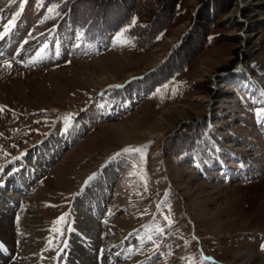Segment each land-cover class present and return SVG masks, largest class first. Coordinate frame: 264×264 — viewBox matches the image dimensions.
I'll return each instance as SVG.
<instances>
[{
	"label": "rangeland",
	"instance_id": "obj_1",
	"mask_svg": "<svg viewBox=\"0 0 264 264\" xmlns=\"http://www.w3.org/2000/svg\"><path fill=\"white\" fill-rule=\"evenodd\" d=\"M169 1H152L165 7L159 21ZM207 1L180 0L143 47L127 34L143 22L135 10L119 31L91 39L69 21L77 0H0V40L24 54L0 56V207L33 258L19 264H81L75 237L89 242L92 264H110L104 252L112 264H233L247 247L264 257V90L235 80L241 70L260 76L264 0H232L206 24V40L198 31L182 45ZM120 4L108 5L112 16ZM4 244L0 257L11 258Z\"/></svg>",
	"mask_w": 264,
	"mask_h": 264
},
{
	"label": "trees",
	"instance_id": "obj_2",
	"mask_svg": "<svg viewBox=\"0 0 264 264\" xmlns=\"http://www.w3.org/2000/svg\"><path fill=\"white\" fill-rule=\"evenodd\" d=\"M116 1H121L122 4L120 5L123 7L118 17H115L114 15L112 16V13H109L112 11L109 8L110 4H112V2L114 4ZM131 1V4L126 5V0H103L102 2H98L97 0H89L87 2L83 0H77L76 8L78 10L73 6L70 7L73 9V11L72 13H68L69 21L72 22V24L76 27L85 28L87 33L93 34V36L90 35L89 37L91 39H95L106 37L110 33L119 31L121 28L127 25V23H129L134 15L133 11L135 10L136 12L142 13L144 15V19L143 22H138L131 25L127 29V34L135 39L137 45L148 47L156 42V39L164 32L166 27L176 17L178 14V4L180 0L169 1V10L166 15H164L162 21H159V18L165 9L164 6L157 8V6L152 3L153 0ZM154 2L159 4L161 0H154ZM79 4H81V6ZM204 4L202 5V11L198 10L197 19L191 32L184 36L182 45L188 40L190 33H195L198 31H201L200 36L202 35L203 40H206L204 29L206 24L211 22L213 17H215L218 12L223 13L227 11L232 5V0H209ZM173 73L174 72L169 70L165 73L166 76L164 78L158 81L155 78L152 83H150V88L160 84L161 82H164L166 78L171 77ZM187 142L188 141H181V144L184 145ZM188 149L190 150L191 148L189 147Z\"/></svg>",
	"mask_w": 264,
	"mask_h": 264
},
{
	"label": "bare ground",
	"instance_id": "obj_3",
	"mask_svg": "<svg viewBox=\"0 0 264 264\" xmlns=\"http://www.w3.org/2000/svg\"><path fill=\"white\" fill-rule=\"evenodd\" d=\"M251 2L258 3V2H260V0H251ZM245 5H248V1H245V0H239L238 1V7H242ZM0 33H2V32L0 31ZM251 36L252 35H250V37ZM11 43H13V42L12 41L7 42L6 40H0V56L2 58L7 59L8 57H19L21 55H24L19 47H17L14 44H11ZM24 57H26V56H24ZM255 64H256V67L258 68L259 72H260V76H254V74H252L248 70H241L237 73L236 76H238V78H236L235 80L243 78L244 80H246L247 82H250L251 84H256L257 89L264 90V59L258 60ZM232 80L234 81V77L232 78ZM101 82L103 83V85H104V83H110L111 87H117L120 89L124 86L122 82L115 83L114 78L110 77V76L108 78H105L103 76ZM161 120L163 123L166 122V120H164V119H161ZM112 129H113V131L118 132L122 129V127H121V129H118L117 126H112ZM157 136L158 137H164V135L161 133H159L157 135L156 134L152 135L151 137H157ZM214 145L217 147V149L222 148V144L218 143L217 141L216 142L214 141ZM31 166H34V165L31 164ZM41 170H43V169H41ZM78 177L81 179L80 181L82 183H84L87 180L86 176H83L81 174L78 175ZM112 179H113L112 177L102 179V181L99 185H102L103 187L107 188V185L111 184V182L113 181ZM105 191L108 192V188ZM4 210H5L4 207H0V240L4 241L5 244L2 247H5V249L8 248V250L10 251L8 253H10L11 258L9 257V254L6 253V255L2 254L3 256H1L0 259L6 260L9 258L8 260H10V259L12 260L13 254L18 252L19 255L16 258V260L14 261L15 263L19 264V263L26 262V259L32 260L33 258H32L31 252H27V253L23 254V251L21 250V249H23L22 247L29 244L28 241H26V239L20 234V231H18L17 227L19 228V226L17 224L14 225L13 222H10V221L6 222L3 220V215H5ZM6 215L5 216L8 217V214H6ZM18 221H19L20 227L26 225V223L24 222V220L21 217L18 218ZM30 224H32L33 227H35L34 224L37 225L36 222L34 224L33 223H30ZM88 224H89V228L86 230L90 233H93L94 228H96L94 225L93 226L91 225V224H93V220L89 219ZM25 231H27V230L26 229L23 230V235L26 234ZM74 243H76V245L73 249V253H72L74 255V257L80 259L81 264H92V263H94L92 261L86 260V258H88V260L91 259V258H89V256H90L89 254H91L89 252L90 248H88V246H86L87 243L89 245V242L84 243V242L80 241L79 239H77V237H75ZM90 245L92 246L94 244H90ZM85 246H86V248H85ZM202 255H203L204 259H207L210 261H216L211 256H206L203 251H202ZM97 256H98V253L96 252L94 259H97ZM102 256H103L102 258H104L105 261L112 264V259H113L112 256L106 255L105 252ZM107 262H105V263H107ZM69 264H77V262L75 263V260L71 259V263H69ZM103 264H104V262H103ZM233 264H264V257L258 249L253 248V247H247V248H244L241 250L238 258L236 259V261Z\"/></svg>",
	"mask_w": 264,
	"mask_h": 264
},
{
	"label": "snow or ice",
	"instance_id": "obj_4",
	"mask_svg": "<svg viewBox=\"0 0 264 264\" xmlns=\"http://www.w3.org/2000/svg\"><path fill=\"white\" fill-rule=\"evenodd\" d=\"M50 11H51V9H50ZM11 23H14V22L10 21V24ZM258 114L261 115V116H264V109H262L260 111V113H258ZM125 151H138V149H125ZM61 219H63V218H61ZM262 248H264V245H262Z\"/></svg>",
	"mask_w": 264,
	"mask_h": 264
},
{
	"label": "crops",
	"instance_id": "obj_5",
	"mask_svg": "<svg viewBox=\"0 0 264 264\" xmlns=\"http://www.w3.org/2000/svg\"><path fill=\"white\" fill-rule=\"evenodd\" d=\"M182 1V0H181ZM181 3V2H180Z\"/></svg>",
	"mask_w": 264,
	"mask_h": 264
}]
</instances>
